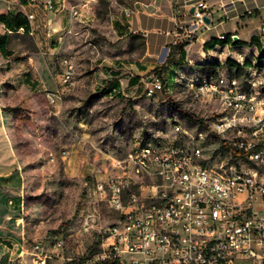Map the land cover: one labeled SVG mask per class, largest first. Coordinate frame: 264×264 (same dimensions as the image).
<instances>
[{
    "label": "rangeland",
    "instance_id": "1",
    "mask_svg": "<svg viewBox=\"0 0 264 264\" xmlns=\"http://www.w3.org/2000/svg\"><path fill=\"white\" fill-rule=\"evenodd\" d=\"M67 1L82 7L84 0ZM136 1L94 0L87 12L90 20L63 23L52 38L49 33L58 19L52 23L47 0H0V16H26L23 6L36 15L34 35L10 34L11 52L0 51V160L12 159L17 165L21 179L15 184L23 193L19 207L9 203L17 197L7 200L14 211L5 234L9 249L5 254L0 250V257L9 260L0 264H35V242L50 255L47 264H93L106 229L121 217L93 194L94 184L126 175V201L152 184L147 172L137 173L128 162L116 165L147 137L200 148L198 161L221 173L231 164L238 169L255 165L242 154L235 158L236 150L217 132L219 104L195 101L186 82L154 96L109 92L111 80L103 73L110 69L105 58L112 44L106 31L112 17ZM5 32L0 19V35ZM134 40L142 47L140 35ZM65 59L74 65L68 88L61 82ZM153 71L140 76V83ZM260 72L264 75V69ZM247 75V70L235 69L234 76L244 83ZM58 89H64L63 99L52 104L47 92Z\"/></svg>",
    "mask_w": 264,
    "mask_h": 264
},
{
    "label": "built area",
    "instance_id": "2",
    "mask_svg": "<svg viewBox=\"0 0 264 264\" xmlns=\"http://www.w3.org/2000/svg\"><path fill=\"white\" fill-rule=\"evenodd\" d=\"M94 0H84L90 6ZM53 8V0H47ZM25 9L34 35L35 13ZM209 6L199 1L193 12L197 26L206 23ZM73 17L79 9H71ZM264 35V18L260 24ZM9 34H26V27L7 29ZM50 36V33H49ZM223 38L225 35L222 36ZM62 86L73 85L74 65L65 59ZM195 101L217 102L220 117L216 130L254 166L246 169L231 164L226 173L198 161L201 149L176 142L143 139L126 162L137 173L154 178L141 193L125 200L126 175L97 180L93 194L121 212L106 229L93 264H264V75L253 71L246 83L219 73L188 83ZM158 74L148 81L146 94L161 92ZM64 89L49 90L52 104L63 99ZM179 129V127H178ZM35 264H47L50 255L41 242L32 244Z\"/></svg>",
    "mask_w": 264,
    "mask_h": 264
},
{
    "label": "crops",
    "instance_id": "3",
    "mask_svg": "<svg viewBox=\"0 0 264 264\" xmlns=\"http://www.w3.org/2000/svg\"><path fill=\"white\" fill-rule=\"evenodd\" d=\"M205 1L209 8V23L194 25L195 5ZM50 9L52 23L50 36L59 33V27L70 20H90L88 6L77 7L80 16L73 17L71 3L53 0ZM264 18V0H137L133 7L121 9L109 22L107 35L111 47L105 63L110 68L103 73L110 82V93L137 96L146 92L148 81L140 83V76L150 70L153 75L172 54V61L165 70V90L172 92L178 84L197 81L219 73L234 76L235 69L253 71L264 69V35L260 24ZM142 38V47L135 43V35ZM225 35L223 38L222 36ZM56 42L55 39H52ZM104 64V63H103ZM101 65V64H100ZM104 70L103 67L100 68ZM129 71L130 75L126 72ZM125 73V75H123ZM143 79V77H141ZM159 93V92H158ZM157 93V94H158ZM0 160V250L8 252L5 238L8 218L14 210L10 204L20 206L23 193L20 186L21 172L12 159ZM1 256V255H0ZM9 260L0 257V262Z\"/></svg>",
    "mask_w": 264,
    "mask_h": 264
},
{
    "label": "trees",
    "instance_id": "4",
    "mask_svg": "<svg viewBox=\"0 0 264 264\" xmlns=\"http://www.w3.org/2000/svg\"><path fill=\"white\" fill-rule=\"evenodd\" d=\"M26 1V0H22ZM1 21L6 25L7 29H17L22 26L26 27V34H29L30 30V24L28 22V19L22 12H18L15 15H1L0 16ZM10 34L9 32H5L4 34L0 35V51L3 55L9 54L11 51L8 49L7 44L9 40ZM172 61V54L168 57L166 62L160 67L156 68L155 70L158 72V75L161 77L163 83H164V88L165 89V84H166V77H165V70L168 65H170ZM191 117L195 118L194 115L191 114ZM240 152L239 151H234V157L237 158L239 156Z\"/></svg>",
    "mask_w": 264,
    "mask_h": 264
},
{
    "label": "water",
    "instance_id": "5",
    "mask_svg": "<svg viewBox=\"0 0 264 264\" xmlns=\"http://www.w3.org/2000/svg\"><path fill=\"white\" fill-rule=\"evenodd\" d=\"M204 21H205L206 23H209V22H210V18H209L208 16H205V17H204Z\"/></svg>",
    "mask_w": 264,
    "mask_h": 264
}]
</instances>
